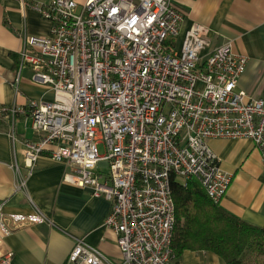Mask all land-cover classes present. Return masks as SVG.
<instances>
[{
  "label": "built area",
  "instance_id": "obj_1",
  "mask_svg": "<svg viewBox=\"0 0 264 264\" xmlns=\"http://www.w3.org/2000/svg\"><path fill=\"white\" fill-rule=\"evenodd\" d=\"M25 4L50 32L25 38L15 84L27 66L51 98L0 105L14 157L22 148L23 170L16 157L12 163L15 189L25 190L47 155L66 168L63 182L109 202L103 225L115 233L120 261L76 238L69 264H173L171 181L196 179L217 204L229 188L207 141L251 140L264 171V98L245 100L237 88L247 59L230 42L210 48L200 23L181 32L183 16L171 0ZM20 117L30 120L34 139L18 137ZM1 205L0 223L9 227ZM9 258L0 256V264Z\"/></svg>",
  "mask_w": 264,
  "mask_h": 264
},
{
  "label": "crops",
  "instance_id": "obj_2",
  "mask_svg": "<svg viewBox=\"0 0 264 264\" xmlns=\"http://www.w3.org/2000/svg\"><path fill=\"white\" fill-rule=\"evenodd\" d=\"M50 0H0V105L26 106L31 99L49 100L46 87L31 80V69L18 70V54L27 36H47L50 23L25 3ZM83 2L84 0H76ZM182 13L180 31L193 22L209 29L210 48L230 42L232 51L247 59L237 88L245 100L264 98V0H171ZM16 85V86H15ZM9 123L0 120V202L5 222L0 223V256L10 254L8 264H69L75 239L98 248L118 263L121 252L111 228L103 225L110 204L88 189L63 182L66 168L39 157L25 190H16L14 158L22 166L21 145L13 146ZM15 130L20 139H34L30 120L18 118ZM223 172L230 177L229 188L218 205L243 222L264 225V171L261 154L249 139L213 138L207 141ZM25 216L20 225L14 216ZM11 225V226H10ZM15 228V229H13ZM173 264H224L210 251L185 250Z\"/></svg>",
  "mask_w": 264,
  "mask_h": 264
},
{
  "label": "trees",
  "instance_id": "obj_3",
  "mask_svg": "<svg viewBox=\"0 0 264 264\" xmlns=\"http://www.w3.org/2000/svg\"><path fill=\"white\" fill-rule=\"evenodd\" d=\"M175 221L171 248L175 257L183 251H210L224 264H264V225L253 226L230 215L206 194L196 179L185 186L171 181Z\"/></svg>",
  "mask_w": 264,
  "mask_h": 264
},
{
  "label": "rangeland",
  "instance_id": "obj_4",
  "mask_svg": "<svg viewBox=\"0 0 264 264\" xmlns=\"http://www.w3.org/2000/svg\"><path fill=\"white\" fill-rule=\"evenodd\" d=\"M98 148H99V152L102 154L104 152L103 146L99 145Z\"/></svg>",
  "mask_w": 264,
  "mask_h": 264
}]
</instances>
